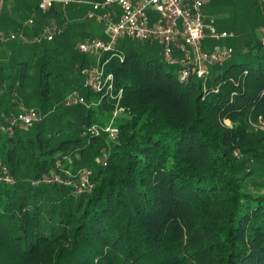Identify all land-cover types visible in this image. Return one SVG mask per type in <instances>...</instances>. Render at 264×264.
Returning <instances> with one entry per match:
<instances>
[{
	"label": "trees",
	"instance_id": "trees-1",
	"mask_svg": "<svg viewBox=\"0 0 264 264\" xmlns=\"http://www.w3.org/2000/svg\"><path fill=\"white\" fill-rule=\"evenodd\" d=\"M121 40L102 58L115 98L61 85L64 72L40 64L43 113L54 111L14 133L11 112L2 120L0 160L14 183H0V264H264V133L254 126L264 119V40L233 44L231 60L188 83ZM89 66L82 58L80 77ZM65 87L89 106L60 110L70 92L52 104ZM82 167L94 186L76 194L65 171ZM56 173L66 182L33 184Z\"/></svg>",
	"mask_w": 264,
	"mask_h": 264
},
{
	"label": "built area",
	"instance_id": "built-area-1",
	"mask_svg": "<svg viewBox=\"0 0 264 264\" xmlns=\"http://www.w3.org/2000/svg\"><path fill=\"white\" fill-rule=\"evenodd\" d=\"M7 0H0V16L3 4ZM81 3L80 0H39L38 10L46 13L58 5L67 6L70 3ZM206 0H96L86 3L89 6L86 17L90 21L101 24L104 28L105 39L86 38L79 42L76 50L83 55H97L96 64L83 69L84 88L97 94L109 95L115 98L114 75L106 72L102 58L105 54H117V46L123 38L156 43L161 46L163 61L176 69L179 80L188 83L192 77L207 79L213 67L223 65L231 60L234 51L231 48L207 49L208 41L221 42L227 38H234V34L219 31L214 19L204 13ZM113 7L120 9V14L112 11ZM34 21L29 20L32 24ZM65 25L52 23L46 25L40 33L34 36L33 42L40 44L52 42L64 33ZM11 35L3 40H15ZM123 90L118 91V98ZM66 108L79 105L89 106L87 99L78 91L70 92L63 100ZM117 108L105 131L112 139L118 135L115 125L117 117L123 112ZM43 115L35 108L20 106L18 111L12 112L7 119L6 130L14 133L16 130H29L40 123ZM255 128L264 132V119L255 123ZM98 133L97 127H92ZM239 156V153H236ZM107 154L103 155V165L107 166ZM69 184H72L76 194L90 192L94 186L92 172L87 167L79 169L77 174L65 171ZM74 178L75 180H72ZM14 183L9 168L0 160V183ZM61 174H53L33 182L65 183ZM264 192V187H263Z\"/></svg>",
	"mask_w": 264,
	"mask_h": 264
},
{
	"label": "rangeland",
	"instance_id": "rangeland-1",
	"mask_svg": "<svg viewBox=\"0 0 264 264\" xmlns=\"http://www.w3.org/2000/svg\"><path fill=\"white\" fill-rule=\"evenodd\" d=\"M80 1L81 3L79 4H75L76 2H74L71 5L78 10L76 18L72 21L78 22L86 28L92 24L97 25V33H95L94 38L96 36L103 37V26L95 21L88 20L86 17L85 4L92 0ZM263 3L264 1L261 0L258 5L259 7L253 5L245 8L240 5L238 0H218L216 4L211 5L213 10L209 11L211 15H207V17L214 19L219 31L234 34V38H227L221 42L208 41L213 45L211 49L231 48L234 51L233 44L238 45L248 40L262 39L264 37ZM35 15L31 17L34 19L32 24L19 25V28L14 33L16 39L4 43L2 48L3 52L0 53V66L2 67L0 72V128L4 124L2 120L5 121L10 112L18 111L21 105L26 108H35L43 116H46L52 110L54 111V109H50L46 114L43 113V107L40 102L41 91L37 86L38 65L45 64L48 70L52 72L56 71V69L59 73L64 72V79L61 85L67 83L69 86H79L84 90V77L79 76L76 66L84 57L88 60L89 65L96 64L99 59L97 55H83L78 52L75 48L80 41L76 37H73L70 31L66 32L67 29L64 31L66 34L57 36L51 43L34 44L33 38L35 36L34 30L36 28V22L40 21V18L46 14L38 10L35 12ZM59 16L62 20L65 19L63 14ZM10 35L8 34L7 37ZM121 42L138 48L148 57L156 61L163 59L161 56V47L158 44H150L133 38H124ZM45 49L48 50L47 53L44 52ZM73 63L76 66L73 67ZM54 66L58 67L54 69ZM25 67V72L26 74L28 73L30 78L27 79L25 90L22 91L19 78L22 74V69ZM11 88L13 92L10 90ZM69 90V88L65 87L52 100V104L58 105L70 92ZM59 109L63 110L65 107H60ZM226 123L230 124L229 121H226ZM259 131L263 132L261 130ZM250 191H253L255 195H260L261 189L260 187H250Z\"/></svg>",
	"mask_w": 264,
	"mask_h": 264
},
{
	"label": "crops",
	"instance_id": "crops-1",
	"mask_svg": "<svg viewBox=\"0 0 264 264\" xmlns=\"http://www.w3.org/2000/svg\"><path fill=\"white\" fill-rule=\"evenodd\" d=\"M217 1L218 0H206V4L204 7L205 15H211L209 12L213 10V7H211V5L216 4ZM238 2L245 8L253 5L259 7L258 5L261 0H238ZM38 4L39 0H7L4 2L2 14L0 16V53L3 52V44L6 43L3 39L7 37L8 34L14 35L15 31L19 28V25L27 24L29 20L34 21V19H32L31 17L35 15V12L38 11ZM72 4H74V2L68 4L67 6L58 5L55 9L43 13L46 15L40 18V21L36 22L35 29L41 31L46 25L56 23L65 25L67 29L66 32L70 31V34H72L73 37H76V39H79L78 41L80 42L86 38H94L95 33H97V25L92 24L86 28L80 25L78 22L72 21L78 14V10L72 7ZM75 4H77V2ZM85 7V12L87 13L89 6L86 5ZM112 11L116 12L118 15L120 14V9H118L117 7H113ZM60 14L64 15V20L60 18ZM104 37L105 35H103V37L96 36V38L100 39H105ZM262 40H264V37L262 38ZM211 47L212 44H210L207 49H211Z\"/></svg>",
	"mask_w": 264,
	"mask_h": 264
}]
</instances>
